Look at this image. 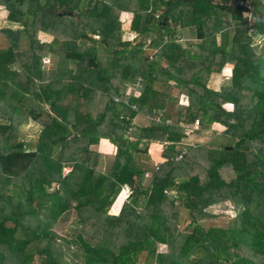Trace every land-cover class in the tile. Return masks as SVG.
I'll return each mask as SVG.
<instances>
[{
  "label": "trees",
  "instance_id": "1",
  "mask_svg": "<svg viewBox=\"0 0 264 264\" xmlns=\"http://www.w3.org/2000/svg\"><path fill=\"white\" fill-rule=\"evenodd\" d=\"M0 9L17 26L0 31V264H264V47L254 44L264 43V0H0ZM122 14L135 45L121 40ZM186 30L196 42L184 47ZM226 64L229 84L209 88ZM170 81L179 93L164 88ZM139 82L137 96L125 94ZM157 115L171 124L147 118ZM136 116L148 126L132 127ZM195 120L224 127L222 142L176 160L178 122ZM29 121L40 127L34 147L23 138ZM101 140L114 155L91 150ZM154 142L167 143L157 170L135 160ZM124 186L133 196L110 214ZM224 202L234 219L210 225L207 209Z\"/></svg>",
  "mask_w": 264,
  "mask_h": 264
},
{
  "label": "rangeland",
  "instance_id": "2",
  "mask_svg": "<svg viewBox=\"0 0 264 264\" xmlns=\"http://www.w3.org/2000/svg\"><path fill=\"white\" fill-rule=\"evenodd\" d=\"M120 20H121V30H120V36H121V40L122 41H127V42H131L132 45H135L137 42V35L135 33H131L129 30V23H130V17L122 14L120 16ZM13 28L15 29L17 26L15 25H11L9 24L6 19H5V12L0 9V31L3 28ZM94 39H97V37H93ZM262 39H255L254 44L258 45L259 47L262 45L264 47V43L262 42ZM182 46H186L187 43H194L196 42L195 40V33L191 30H186L183 31V36H181V38L178 41ZM5 47V39L3 38V35L0 33V48ZM148 52V49H147ZM146 52V53H147ZM98 54L101 57H104V53L101 50H98ZM54 58L47 56L45 58H42L41 60V68L42 69H47L53 61ZM229 68V72L226 71L225 68ZM231 69L232 66L230 64H226L225 67L222 69V71L219 74H212L208 79H207V86L209 88L212 89H218L220 86H224V85H228L229 84V77H230V73H231ZM140 82L138 85H135V87L133 86H128L125 94L126 95H138V91H137V87H139ZM175 83L173 81L169 82V86H164L165 89H168L169 92H171L172 94L175 93H179L178 90H176L175 88ZM179 99V97H178ZM116 100V98H115ZM185 100L184 98H180V102ZM179 102V103H180ZM101 106V103H99V107ZM178 105H173V104H169L166 107V111L167 112H173V114L171 115H175V113L178 111ZM226 110L228 109L229 111H232V106L230 104H226L223 106ZM141 116H136L135 118L132 119V121H130V123L132 124V127L135 126H140L142 125V127L144 126H148L149 122L147 121H141L142 118H140ZM175 118V116H171V118ZM223 128L221 126H214V125H210V126H200L198 131L199 134L195 133L193 135L190 134V136H185L184 132V139L181 141V143H179V147L183 150V151H187L189 148L192 147H208L211 149L217 148L218 145L222 142V138H221V133L223 132ZM39 130L40 127L33 123L32 121H29L27 126L24 128V133H23V138L26 141L27 145H30L32 147L35 146L38 135H39ZM126 138L129 139L130 141H134L135 138L134 137H130L128 134H126ZM145 142L142 140L140 147L143 146H149V143ZM165 145H167V143H162L161 147H164ZM92 151H95L99 154H101V156H103V154H107V153H111L108 155H114L115 154V148L114 146L109 143L108 145H106V142L103 140L101 141L97 146H92L91 147ZM153 147L151 146L150 151H148L147 154H137V156H135V160L137 161V163H144L146 164L147 168H151L154 169V165L153 163L150 161L149 157L150 155H152V151ZM179 160V159H176ZM102 165V163H101ZM70 171V167H66L63 169V174H67ZM146 182L144 185H147V180L149 179L145 177ZM54 184L51 186V189L49 191H52L54 188ZM123 193V197L121 198L120 202L118 204H116V201L118 200L119 195L117 196L116 200L113 202V204L111 205L109 212L110 214H117L118 210L120 209V206L122 205V203L124 201H128L132 196V190L128 187V186H124L122 187L121 191L119 194ZM208 213L212 214L214 216V218L212 220H210L208 223L212 226H216V227H226L231 221L232 219H234L235 214L237 213L236 208L233 206L232 203L230 202H224V203H218L215 204L214 206L210 207L207 209ZM167 248L164 246H160L159 247V251L163 252L166 251ZM144 264H155L154 260L151 259L150 257H148L146 259V261L144 262Z\"/></svg>",
  "mask_w": 264,
  "mask_h": 264
},
{
  "label": "built area",
  "instance_id": "3",
  "mask_svg": "<svg viewBox=\"0 0 264 264\" xmlns=\"http://www.w3.org/2000/svg\"><path fill=\"white\" fill-rule=\"evenodd\" d=\"M248 9L250 11L251 10V7L248 6ZM245 15L247 17H250V12L245 13ZM114 101L118 102L119 99L116 98V100H115V98H114ZM124 104L125 105H128L126 101H124ZM131 108L133 110H136V107H134V106H132ZM147 118H150L154 123H162L163 122L165 125H170L171 122H172L171 119H165L163 121L161 119V116L160 115H157V116H154V117H147ZM178 126L183 130L185 136H190V134L193 135V134H195L196 131L199 130L200 124H199V121L198 120H195L193 123H190V124H186V123H184L182 121H179L178 122ZM184 152L185 151L182 150L181 154L178 155V157H176V159H180L181 156L184 154ZM157 169H158V165H155L154 166V170H157ZM150 175H151L150 173H146L145 174V177H148Z\"/></svg>",
  "mask_w": 264,
  "mask_h": 264
},
{
  "label": "crops",
  "instance_id": "4",
  "mask_svg": "<svg viewBox=\"0 0 264 264\" xmlns=\"http://www.w3.org/2000/svg\"><path fill=\"white\" fill-rule=\"evenodd\" d=\"M130 32L133 34L132 31H130ZM216 125L217 124H214V126H216ZM101 141H103V140H101ZM105 142H106V145L109 144L107 141H105ZM151 146L153 147V150H151L152 151V155H150L149 159L153 163L154 166L155 165H160L162 163L161 153H162L164 147H161V143H157V142L152 143ZM151 146H150V148H151ZM150 148H149V151H150ZM107 154H111V153H107Z\"/></svg>",
  "mask_w": 264,
  "mask_h": 264
},
{
  "label": "water",
  "instance_id": "5",
  "mask_svg": "<svg viewBox=\"0 0 264 264\" xmlns=\"http://www.w3.org/2000/svg\"><path fill=\"white\" fill-rule=\"evenodd\" d=\"M49 11V10H46V12ZM61 16H71V17H74L75 15L72 13V12H68V11H62L60 13Z\"/></svg>",
  "mask_w": 264,
  "mask_h": 264
}]
</instances>
